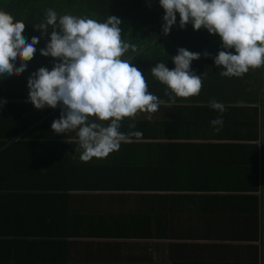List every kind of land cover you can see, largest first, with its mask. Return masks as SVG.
Returning a JSON list of instances; mask_svg holds the SVG:
<instances>
[{
  "label": "trees",
  "instance_id": "1",
  "mask_svg": "<svg viewBox=\"0 0 264 264\" xmlns=\"http://www.w3.org/2000/svg\"><path fill=\"white\" fill-rule=\"evenodd\" d=\"M49 8L57 12L58 18L67 14L87 17L101 23L109 16L119 18L122 40L136 47V51L130 48L121 59L129 60L141 71L146 79L148 91L158 93L163 101L169 100L165 96L166 86L152 76L151 68L156 63L163 62L167 68L173 69L175 65L171 57L175 56L177 49L181 47L197 53L206 51L209 56L201 55L200 59L191 63V69L197 76L204 74L199 95L183 98L179 102L184 104L182 106L161 104L159 110L152 114L151 120L146 119V113L138 114L134 121L135 128H129L128 125L132 121L125 118L120 131L126 134L140 131L142 136L132 137V144L122 143L115 157L109 154L103 159L93 158L90 162H82L76 143L69 145L65 142L75 141V133L55 134L51 128L53 120L60 117L61 107L53 109L46 106L37 110L30 102H26L29 91L27 80L30 74L41 67L51 70L54 63L59 62L53 57L40 54V49L50 40L52 29L49 28L48 35H42L41 31L33 27L44 21L45 12ZM0 11H5L15 20L25 23L22 35L27 37L29 42L33 36L40 38L39 44L35 46L37 51L33 59L27 62V69L19 76L0 78V102H4L0 108V160L5 159L6 149L12 153L11 148L18 145L12 144V141H64L66 146L63 148L67 150V154L62 156V161L69 168L81 166L84 169L81 172L83 175H89L88 170L95 168L98 169L97 176L102 177L101 181H95L93 178L82 179L77 169L76 172L71 170L66 178L69 180L66 181L67 187L63 182H59V179L54 181L56 177L51 179L46 188L62 187L64 192L54 196L57 199L55 204H58L55 207V215H60L63 220L62 227L67 229V233L56 234V239L51 240H3L0 242V264H143L152 261V254L157 251H178L177 245L162 246L153 241L158 237L180 238L179 236H183L188 230L180 228L182 226L192 230L190 223L184 219L188 204L201 202L203 206L214 207L225 202L232 206L236 203L232 201L230 204L225 198L215 196L158 195L211 190L204 187L202 181L172 178L171 158L174 155L167 151L168 148L178 145L165 142L198 138L202 133L198 128L203 126L213 129L210 121L216 118H222V128L228 126L240 132L239 134L250 130L233 139L257 140L258 133H252L258 130L259 111L253 106H262L264 118V66L250 69L242 77L221 76L219 73L223 69L217 68L213 59L219 51L224 50L221 48L219 35L210 34L204 28L194 30L191 23L181 29L178 13L176 25L165 35L162 32L164 10L160 7L159 0H0ZM228 51L234 52V49ZM16 64L19 66V59ZM225 95L227 98L222 99ZM202 98L205 100L194 102ZM212 100L223 104L225 110L222 114L209 106ZM227 103L244 106L240 108V105ZM191 108L202 110L200 112ZM244 127L245 130H241ZM42 148L48 147L44 144ZM236 167L240 168V178L223 182L224 191L231 190L227 187L228 183L236 190H247L243 188L246 185L250 188L259 184V181L254 179L264 175L259 173L257 163H241ZM96 172L97 170H94L95 174ZM250 172L252 174L249 176ZM262 180L264 183V177ZM256 189L257 186L248 190L258 192ZM67 190L85 193H129L132 206L126 208L124 204L117 203L119 195L106 198L96 195L86 196L83 207L74 209L75 207L69 204L71 196H68ZM76 198L78 200V196ZM236 198L240 201V206H252L253 210H247L246 215L253 216L251 212L254 211L255 217L257 216L259 197L248 195ZM206 210L208 211L202 212L214 214L210 208ZM254 223L258 226L257 220ZM177 224L179 228L176 227ZM71 239L95 241H70ZM121 240L138 242H116Z\"/></svg>",
  "mask_w": 264,
  "mask_h": 264
},
{
  "label": "clouds",
  "instance_id": "2",
  "mask_svg": "<svg viewBox=\"0 0 264 264\" xmlns=\"http://www.w3.org/2000/svg\"><path fill=\"white\" fill-rule=\"evenodd\" d=\"M159 5L164 10L165 35L176 25L177 13L181 29L191 23L194 30L204 28L219 35L224 50L213 59L216 67L223 69L221 76L242 77L250 69L264 66V0H159ZM120 24L115 16L102 23L67 14L58 18L57 12L49 8L44 21L33 25L42 35L52 29L40 54L59 62L51 70L41 67L30 74L26 102L37 110L61 107L60 117L53 120L51 128L55 134L75 133L80 160L85 163L106 158L118 151L122 143L142 136L140 131H120L125 118L132 121L129 128H135L138 114L146 113V119L151 120L161 104L197 96L202 89L204 74L197 76L191 63L210 54L181 47L171 57L173 69L163 62L151 68L152 76L166 86L169 100L163 101L149 92L141 71L129 60L121 59L130 48L136 51V47L122 40ZM24 30L23 21L0 11V78L21 75L33 59L40 38L33 36L29 42L22 35ZM209 106L221 114L225 110L215 100ZM210 124L219 132L223 120L216 118Z\"/></svg>",
  "mask_w": 264,
  "mask_h": 264
},
{
  "label": "crops",
  "instance_id": "3",
  "mask_svg": "<svg viewBox=\"0 0 264 264\" xmlns=\"http://www.w3.org/2000/svg\"><path fill=\"white\" fill-rule=\"evenodd\" d=\"M152 94L160 97L158 93ZM167 97L169 98V96ZM221 98L226 99L227 95ZM182 100L183 98H176V102L172 105L182 106L184 104L179 103ZM201 100H205V98L194 102L200 103ZM243 106L241 104L239 107ZM253 107L259 111L258 130L252 133L253 135L258 133L257 140L233 139L250 131H244L245 127L241 129L244 132L239 134L240 132L238 133L228 126V129L221 128L219 132L202 126L198 128L202 132L198 138L165 142L178 145L175 148H168L167 151L174 155L171 158L172 178L202 181L203 186L211 190L158 193V195L215 196L225 198L230 204L232 201L236 203L232 206L225 202L223 205L214 207L203 206L201 202L188 204L184 219L185 222L190 223L192 230L187 226H182L180 228L188 230L183 236H179L180 238L158 237L153 241V243L162 246L177 245L178 251H157L152 254V261L143 264H264V183L262 180L264 175L261 174L259 178L254 179V181L258 180L259 184H254L250 188L246 185L243 188L247 190H236L231 187V183H228L227 187L231 190L224 191L225 187L223 186L225 181L240 178V168L236 167L237 164L257 163L259 173H264L263 108L261 105ZM191 109L200 112L202 110L201 108ZM232 112L231 110L230 113ZM237 122L239 121L237 120ZM65 142L69 145L76 143L75 141ZM65 142L12 141V144H18L11 148L12 153L5 150V159L0 160V242L3 240L25 242L51 240L56 239L54 237L56 234L67 233V229L62 227L63 220L60 215L59 217L55 215V207L58 204H55L57 199L54 196L64 194L63 189L62 187L54 189L50 186L46 188L49 181L55 177L54 181L59 179V182H63V185L67 187L66 181L69 180L66 178L69 177L71 170L76 172L78 169L80 173L84 170L81 166L69 168L62 161V156L67 154V150L63 148L66 146ZM44 144L48 148H42ZM123 144H132V142ZM76 146L78 145L76 144ZM77 152L80 155V150ZM117 152L110 153V155L115 157ZM93 169L97 170L96 174L94 170H88L89 175L81 173L82 179L93 178L95 181H101L102 177L97 176L98 169ZM252 172L249 173V176ZM57 173L61 174L56 176ZM256 186L258 192L248 190ZM67 192L68 196H71L69 204L75 207L74 209L83 207L86 196L94 197L96 195H103L104 198L119 195L117 203L124 204L126 208L132 206V200L128 197L129 193H85L68 190ZM248 195L260 198V207L256 217L254 211L251 212L253 216L245 214L247 210H253L251 205L240 206V201H237L236 197ZM208 208L214 214L202 212L203 210L208 211L206 210ZM236 211H240V213H236ZM255 220L258 221V226L254 223ZM64 223L66 224L65 217ZM177 223L180 224V222ZM179 224H177V228H179ZM70 241L90 242L95 240L71 239ZM104 241L115 242L114 240ZM116 242L137 243L138 241L121 240ZM105 264L137 263L109 262Z\"/></svg>",
  "mask_w": 264,
  "mask_h": 264
}]
</instances>
